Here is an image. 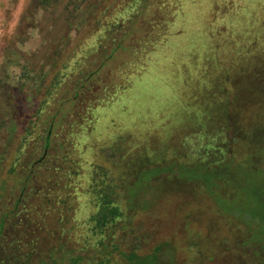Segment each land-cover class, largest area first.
Instances as JSON below:
<instances>
[{
  "label": "rangeland",
  "instance_id": "rangeland-1",
  "mask_svg": "<svg viewBox=\"0 0 264 264\" xmlns=\"http://www.w3.org/2000/svg\"><path fill=\"white\" fill-rule=\"evenodd\" d=\"M135 7V0H0V179L6 180H0V207L17 196L15 177L40 156L43 134L54 120L51 138L63 147L51 149L37 168L25 241L28 250L55 254L59 264L66 249H84L81 264H91V178L109 143L172 126L186 100L182 87L209 73L211 61L233 82L263 83L255 66L243 75L239 64L246 59L238 56L248 47H264V0H154L150 10L160 8L165 23L134 29L127 40L139 43L118 51L98 76L87 79L101 60L100 46L126 30L122 25ZM227 85L237 102L244 91ZM253 175L264 191L263 175ZM250 192L245 195L252 205L260 195ZM177 200L169 203L173 211ZM180 200L190 201L178 209L189 214L185 233L179 216L165 214L162 222H133L116 233L122 248L135 242L144 254L170 241L175 251L161 255L168 264H240L233 237L243 234L244 225L224 218L203 192ZM262 237L249 234L244 244ZM224 240L232 245L226 253Z\"/></svg>",
  "mask_w": 264,
  "mask_h": 264
},
{
  "label": "trees",
  "instance_id": "trees-1",
  "mask_svg": "<svg viewBox=\"0 0 264 264\" xmlns=\"http://www.w3.org/2000/svg\"><path fill=\"white\" fill-rule=\"evenodd\" d=\"M153 1L135 0V9L122 25L126 30L119 32L117 39L112 38L110 45L100 46L101 60L94 70L87 72L86 78L98 76L107 60L118 51L139 43L138 39L127 40L134 29L165 23V14L160 8L150 10ZM239 56L246 59L239 64L243 75H247L250 66H255L261 75L257 79L262 80L264 47H248ZM213 62L209 64V73L191 79L187 90L182 87L186 100L177 108L178 118L173 116L176 122L172 126L163 125L158 131L141 136L127 133L103 150L91 178L95 205L91 213V264H168L161 255L175 251L170 241L157 243L139 254L138 243L124 249L116 233L122 234L133 222L139 227H144L148 220L162 222L165 214L179 216L185 233L189 214L182 215L178 209L185 208L190 201L180 199L186 195L195 198L199 192L211 198L224 218L244 225L243 234L233 237L240 264H264V191L259 192L260 186L253 180V173L264 177V79L263 83L245 87L242 80L233 82L228 75L219 74ZM227 84L232 88L240 86L244 91L237 102L234 95L227 93ZM84 85L83 80L80 88H86ZM27 116L33 115H24ZM15 120H9L12 126L18 125ZM53 123L54 120L43 134L40 156L26 162L23 174L15 177L20 192L14 202L9 207H0V264H59L55 254L46 256L42 251L28 250L25 234L14 231L19 218H29L28 206L31 205L30 209L32 204L25 205V201L32 203L31 197L35 194L32 187L38 186L37 168L51 149L57 151L63 147L62 142L57 144L51 138ZM26 131L32 132L28 128ZM133 139L140 141L135 143ZM0 180L3 184L6 182L4 178ZM249 189V194L260 195H256L252 205L245 195ZM241 195H245L243 199ZM175 197L178 209L173 211L169 203ZM253 233L263 237L253 245L244 244L247 235ZM227 241H220L225 253L232 250V245L226 246ZM191 245L197 246V243L191 241ZM63 259L61 264H81L86 260L85 251L66 249Z\"/></svg>",
  "mask_w": 264,
  "mask_h": 264
},
{
  "label": "flooded vegetation",
  "instance_id": "flooded-vegetation-1",
  "mask_svg": "<svg viewBox=\"0 0 264 264\" xmlns=\"http://www.w3.org/2000/svg\"><path fill=\"white\" fill-rule=\"evenodd\" d=\"M33 189H37V187H32V190ZM20 190V189H19ZM20 192V191H19ZM22 194L20 193V196H21ZM12 196V195H11ZM34 195L32 194V197H33ZM31 197V198H32ZM12 198V197H11ZM10 198V199H11ZM13 199V198H12ZM14 201L12 200L11 201V203H10V205L13 203ZM28 204H31V203H26V201H25V205H28ZM9 205V206H10ZM23 205V204H22ZM7 207H9L8 205H6ZM31 206V205H30ZM30 206H28V210H29V207ZM7 207H5V208H7ZM29 215V212L27 213V216ZM23 221V223H21ZM30 218H27V220H23V219H18V222L20 223H17L16 224V226L14 227V231L15 232H20V231H22L23 232V235L25 234V236L26 235H28L29 234V232H31V230H30V228H31V224H30ZM32 231H34L33 229H32Z\"/></svg>",
  "mask_w": 264,
  "mask_h": 264
}]
</instances>
